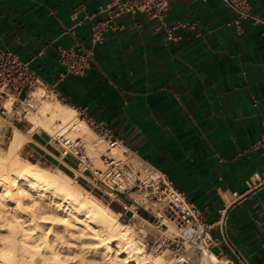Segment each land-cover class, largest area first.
Listing matches in <instances>:
<instances>
[{
  "label": "crops",
  "instance_id": "obj_1",
  "mask_svg": "<svg viewBox=\"0 0 264 264\" xmlns=\"http://www.w3.org/2000/svg\"><path fill=\"white\" fill-rule=\"evenodd\" d=\"M109 1L0 0V50L55 83L64 104L110 127L130 156L164 173L209 222L223 212L227 257L264 264V147L256 144L264 137V22L237 17L222 0H169L164 22L124 13L92 45L91 26L106 18L99 9ZM251 13L264 18V0H251ZM176 21L194 26L170 40L167 26ZM71 47L92 50L82 75L65 74L58 60ZM0 117L9 118L1 104ZM23 121L11 116L2 126L12 133ZM19 153L50 162L59 155L37 132ZM60 159L76 169L74 158ZM121 197L114 211L129 217L134 205Z\"/></svg>",
  "mask_w": 264,
  "mask_h": 264
},
{
  "label": "built area",
  "instance_id": "obj_2",
  "mask_svg": "<svg viewBox=\"0 0 264 264\" xmlns=\"http://www.w3.org/2000/svg\"><path fill=\"white\" fill-rule=\"evenodd\" d=\"M222 2L237 17H252L264 22V18L251 13V0ZM168 9L169 0H111L99 9V12L106 13V18L91 26V44L101 43L107 28L116 17L124 13H142L164 22ZM186 25L194 26L183 21L168 25L167 38H177L176 32ZM91 56V48L71 47L61 49L58 60L65 74L82 75L89 66ZM39 93H43V98L48 100L61 103L66 100L56 84L44 81L28 61L20 59L15 52L0 50V104L4 115L10 114L14 118L26 120V116L35 111L40 103ZM10 100V108L5 107V101ZM77 114L79 120L105 143L104 151L98 157L99 163L89 156L81 137L72 134L77 129L73 126L60 125L50 137L52 144L58 149L61 158H74L75 168L84 173L94 185L112 193L116 199H121V196L128 198L134 205L129 219L138 220L145 229L146 226L150 228L146 234L153 239L154 251H173V264H236L220 246L224 238L223 212L220 211L218 218L209 222L199 207L164 173L139 159L135 163V157L130 156L124 148L122 138L110 127L80 110H77ZM256 144L264 147V137ZM120 148H123L122 155L113 152ZM247 184L250 186V183ZM232 194L239 196L237 192ZM140 209L145 214H140ZM215 228L219 236L214 234ZM210 253L215 254L219 260L217 263L208 258Z\"/></svg>",
  "mask_w": 264,
  "mask_h": 264
},
{
  "label": "bare ground",
  "instance_id": "obj_3",
  "mask_svg": "<svg viewBox=\"0 0 264 264\" xmlns=\"http://www.w3.org/2000/svg\"><path fill=\"white\" fill-rule=\"evenodd\" d=\"M37 112L42 121L29 116L27 129L15 127L0 151V264H167L147 253L130 227L99 200L49 167L20 156L38 126L48 133L55 121L88 129L70 105L38 103ZM208 258L219 261L213 253Z\"/></svg>",
  "mask_w": 264,
  "mask_h": 264
},
{
  "label": "rangeland",
  "instance_id": "obj_4",
  "mask_svg": "<svg viewBox=\"0 0 264 264\" xmlns=\"http://www.w3.org/2000/svg\"><path fill=\"white\" fill-rule=\"evenodd\" d=\"M39 96V102L40 104H55L58 101L57 100H48L43 98V95H38ZM9 103V101H7V104ZM61 103V102H60ZM6 104V101H5ZM31 115H35L36 120H38L39 122H41V118L37 112V109L31 113H29L26 116V119L31 116ZM78 117V114H77ZM10 118L11 115L9 114V118H7L6 120H2L0 117V151L6 148V146L8 145L10 138H11V131L9 127L6 126H2L4 124V122H8L10 123ZM23 123H25L24 127L22 128V130H26L27 127L30 125H28L27 120H24ZM62 125V124H61ZM6 127V130L1 129ZM60 127L59 121H55L52 123L51 125V129L52 132L48 133L46 132L43 128H41L40 126L36 127L35 130L32 132H37L40 133L44 136H46L47 138L50 139V137L52 135H54L56 129ZM15 128V127H14ZM31 133V134H32ZM72 134L74 136H80L82 141L85 143V147L86 150L89 154L90 157H92L95 162L98 164L99 163V154L102 153L104 151L105 148V143L103 140H101L95 133L94 131H92V129H90L88 127V129H86L84 132L80 131V130H73ZM30 138V137H29ZM2 150V151H3ZM122 150L123 148L120 149H114L113 152H116L119 155H122ZM20 154V153H19ZM53 156V160L54 162H50L49 160H42L39 161L37 158H29L27 160L29 161H33V162H37L39 163L41 166H47L50 169L54 170L55 172H57L59 175H61L63 178L67 179L68 181H70L71 183H74L75 185H77L78 187H81L83 190H85V192H87L88 195H90L93 199L95 200H99L98 202L101 203L102 205H104L107 210L112 213L113 215H115L118 220L122 223L125 224L127 226L130 227V229L132 230L133 235L140 240V242L143 244L144 249L146 250L147 253L153 255V256H160L163 258V260H167L165 262H167V264H169V262H172L175 254L173 251L170 250H163L161 252L159 251H154L153 250V239H151L146 233L147 231H149V227L146 226L143 227L138 220H134L133 219H129V217H125L123 213H116L114 211L113 208V204L115 203V197H111L109 196L105 190L102 187H99L97 185H94L86 176L84 173H82L80 170L77 169H64L61 166V159L59 155H54V153H51ZM21 157H23L22 155H20ZM24 159H26L25 157H23ZM61 161V162H60ZM134 161H136L135 163L138 162L137 158H134ZM139 164V163H138ZM141 229V230H140ZM144 233L146 235H144ZM223 263V262H222Z\"/></svg>",
  "mask_w": 264,
  "mask_h": 264
},
{
  "label": "clouds",
  "instance_id": "obj_5",
  "mask_svg": "<svg viewBox=\"0 0 264 264\" xmlns=\"http://www.w3.org/2000/svg\"><path fill=\"white\" fill-rule=\"evenodd\" d=\"M39 95H43V93H39ZM10 104H11V100L9 101L8 104L5 105V107H9L10 108ZM256 178H258V177H256Z\"/></svg>",
  "mask_w": 264,
  "mask_h": 264
}]
</instances>
